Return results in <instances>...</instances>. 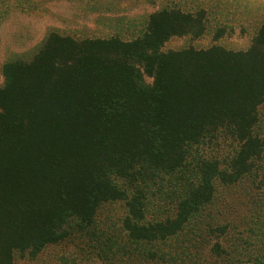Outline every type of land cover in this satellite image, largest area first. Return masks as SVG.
Masks as SVG:
<instances>
[{
  "label": "trees",
  "instance_id": "obj_1",
  "mask_svg": "<svg viewBox=\"0 0 264 264\" xmlns=\"http://www.w3.org/2000/svg\"><path fill=\"white\" fill-rule=\"evenodd\" d=\"M203 33L199 16L164 9L133 40L49 30L29 61L0 67V264L77 241L109 264H264L259 221L242 251L201 220L216 185L262 159L264 22L245 51L162 50ZM221 142L236 147L201 150ZM116 202L123 235L111 238L99 215Z\"/></svg>",
  "mask_w": 264,
  "mask_h": 264
},
{
  "label": "rangeland",
  "instance_id": "obj_2",
  "mask_svg": "<svg viewBox=\"0 0 264 264\" xmlns=\"http://www.w3.org/2000/svg\"><path fill=\"white\" fill-rule=\"evenodd\" d=\"M164 9L199 16L205 33L200 37L172 38L163 51L206 49L212 45L245 51L264 22V0H0V67L12 60L29 61L49 30L75 39L133 40L143 34L149 16ZM220 30L222 36L217 38ZM144 80L152 83L150 78ZM0 83L3 84V77ZM259 129L264 141V103L259 108ZM219 146L211 149L208 145L201 150L209 156H226L236 147L223 142ZM263 177L264 152L251 176L232 185L217 184L212 203L202 211L204 224L228 227L226 236L217 240L226 249L249 251L256 245L246 237L252 235L248 228L256 221L264 226V190L260 186ZM124 216L123 202L101 209L99 227L105 236L123 235ZM213 240L212 236L209 242ZM76 243L77 246L69 242L49 246L35 259L17 257L14 264H109L88 254L82 242Z\"/></svg>",
  "mask_w": 264,
  "mask_h": 264
}]
</instances>
